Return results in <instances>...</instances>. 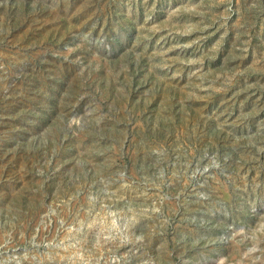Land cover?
Wrapping results in <instances>:
<instances>
[{
	"label": "rangeland",
	"instance_id": "obj_1",
	"mask_svg": "<svg viewBox=\"0 0 264 264\" xmlns=\"http://www.w3.org/2000/svg\"><path fill=\"white\" fill-rule=\"evenodd\" d=\"M0 264H264V0H0Z\"/></svg>",
	"mask_w": 264,
	"mask_h": 264
}]
</instances>
